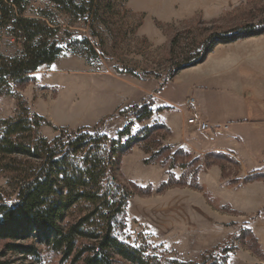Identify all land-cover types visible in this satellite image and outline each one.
<instances>
[{
    "label": "rangeland",
    "instance_id": "obj_1",
    "mask_svg": "<svg viewBox=\"0 0 264 264\" xmlns=\"http://www.w3.org/2000/svg\"><path fill=\"white\" fill-rule=\"evenodd\" d=\"M45 5L32 2L25 15L34 17L45 8L52 11L51 20L58 25L55 40L63 49L58 58L70 57L62 62L69 80L60 79L58 88H49L32 74V83L12 89L14 96L0 95V120L19 115L17 95L28 115L44 119L37 135L49 141L57 136L56 130H92L99 123L97 134L111 140L131 123L130 136L142 140L119 161L116 180L130 196L124 207L125 229L118 238L161 260L194 263L210 253L225 259L224 264H264L263 249L252 229L257 224L259 231L263 214L232 209L220 191L264 185V167H260L264 166V123L234 124L237 118L264 120V116L248 111L253 107L243 99H233L235 92L244 96L240 89L232 93L222 79L210 80L208 84L220 87L206 94L190 84L194 71L205 75L209 69L228 70L234 63L232 57L240 53V42L264 36L218 44L201 63L192 65L210 35L264 27V0H112L105 22L72 17L50 3ZM81 40L88 42L96 57L88 59L78 53L74 41ZM21 51L20 44L1 30L0 54L14 58ZM183 61L191 66L185 68ZM47 75L45 68L37 73L40 80ZM114 97L120 102L110 110ZM189 98L195 100L199 113L208 114V122L227 126L217 138H234L225 145L238 157L228 150L205 152L211 146L203 147L199 135L197 146L203 149L197 154L184 147L187 129L175 135L167 127L160 116L170 113L169 119L180 125V110ZM149 103L150 119L137 122L128 116L134 107ZM145 129L152 130L148 136H144ZM249 176L254 179L244 181ZM9 180L0 172V193L10 204L15 192ZM8 244L12 243L0 241V261L8 264H70L34 239L14 244L33 245L38 261L9 251Z\"/></svg>",
    "mask_w": 264,
    "mask_h": 264
},
{
    "label": "trees",
    "instance_id": "obj_2",
    "mask_svg": "<svg viewBox=\"0 0 264 264\" xmlns=\"http://www.w3.org/2000/svg\"><path fill=\"white\" fill-rule=\"evenodd\" d=\"M31 1L41 0H0V31L6 30L22 48L18 57L0 54V95L14 96L13 88L32 83V74L41 66L51 65L63 51L55 40L58 25L51 20L52 11L45 8L34 17L25 15ZM47 1L69 16H86L98 22L106 21L112 6V0ZM263 33L264 27L248 26L235 34H212L192 65L201 63L218 44ZM74 42L78 53L88 59L96 57L86 40ZM187 61H183L185 68L191 66ZM180 69L173 70L169 80ZM15 97L19 115L0 120V172L10 178L15 192V201L10 204L0 193V241L12 243L6 246L9 251L38 261L33 245L14 244L34 239L70 264H224L225 259L210 253L194 263L156 259L118 238L125 229L124 207L130 196L116 180L119 161L142 140L130 136L131 123L111 140L97 134L99 123L92 130H56L57 136L49 141L37 135L44 119L28 115L25 102ZM150 105L134 107L128 116L137 122L148 120ZM151 131L145 129L144 136ZM252 179L249 176L244 181Z\"/></svg>",
    "mask_w": 264,
    "mask_h": 264
},
{
    "label": "crops",
    "instance_id": "obj_3",
    "mask_svg": "<svg viewBox=\"0 0 264 264\" xmlns=\"http://www.w3.org/2000/svg\"><path fill=\"white\" fill-rule=\"evenodd\" d=\"M39 4H46L47 0L39 1ZM241 46L238 47L240 53H238L235 57H232L233 64L230 65L228 70H221L218 69H209L206 70L205 75H201V71H194L196 72V76L194 75V80L191 81V85L196 89L197 92L200 94H206L215 90L216 88L220 87L219 85H211L208 84L210 80L218 79L222 81H226L225 87L228 89H232V93L240 89V92L243 94L244 98H241L239 94H233V99H243V102L250 107L252 106V110L247 109L253 115L260 114L264 116V36L260 38H251L247 41L240 42ZM219 47H216L218 50ZM249 52V53H248ZM248 53V54H247ZM247 54V56H245ZM231 57V56H230ZM70 57L56 59L51 65L41 66L39 67L36 72L33 73V76L39 80V84L42 86H47L49 88L59 86V81L62 79L63 81L68 82V71L65 70L66 67L62 64L63 60H69ZM66 62V61H65ZM47 71V77L44 76L40 80L37 77V73L39 74V70ZM219 68V67H218ZM231 91V90H230ZM203 98V95H201ZM129 99V98H128ZM124 100H127L125 98ZM123 101V100H122ZM119 98L114 97V101L110 105V110L114 108L116 105L119 104ZM169 108V107H168ZM185 106L184 109L180 110L182 114L181 123L180 125L175 124L171 121L170 113H166L163 116H160L164 119L167 127L176 135L178 134V130L187 129V137L183 138L184 147L188 148L189 150L199 154L202 152L201 145L204 147L205 144L210 145L211 148H206V151H218V150H228L234 153L232 150L226 148L227 146L225 143L229 144L230 142L234 141V138L226 137V138H217V135H220L224 131L227 130V126H219L214 123L208 122L206 119L208 118V114L204 113L200 110L202 117L213 127V130L206 133H198L195 130L190 129L185 124ZM234 124L237 126H260L261 123H264V120L261 119H251V120H238ZM225 128V129H223ZM186 135V134H185ZM199 135L203 139V143L197 146L196 136ZM201 139V140H202ZM235 154V153H234ZM236 155V154H235ZM237 156V155H236ZM238 157V156H237ZM240 159V158H239ZM260 167H264L263 165ZM218 187V186H217ZM232 209L235 210H242V211H255L260 212L263 214L261 216V225L258 231L257 224L252 226L253 232L258 238V241L261 244V247L264 252V185L262 183H256L251 186L243 187L242 189H221L220 190ZM262 230V233H259Z\"/></svg>",
    "mask_w": 264,
    "mask_h": 264
},
{
    "label": "built area",
    "instance_id": "obj_4",
    "mask_svg": "<svg viewBox=\"0 0 264 264\" xmlns=\"http://www.w3.org/2000/svg\"><path fill=\"white\" fill-rule=\"evenodd\" d=\"M36 2V1H31ZM185 110L187 113L186 125L197 131L198 133H206L213 130V127L202 117L197 109L196 102L193 98H189L185 102ZM225 129V128H223Z\"/></svg>",
    "mask_w": 264,
    "mask_h": 264
}]
</instances>
